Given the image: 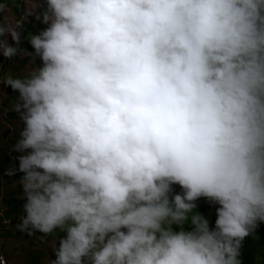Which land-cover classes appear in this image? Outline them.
<instances>
[{"label": "clouds", "instance_id": "9594fccd", "mask_svg": "<svg viewBox=\"0 0 264 264\" xmlns=\"http://www.w3.org/2000/svg\"><path fill=\"white\" fill-rule=\"evenodd\" d=\"M43 8L40 66L3 80L23 125L19 230L63 233L50 264H241L264 222V0ZM32 15L0 22L4 58ZM200 198L212 228L189 216Z\"/></svg>", "mask_w": 264, "mask_h": 264}, {"label": "rangeland", "instance_id": "374dc122", "mask_svg": "<svg viewBox=\"0 0 264 264\" xmlns=\"http://www.w3.org/2000/svg\"><path fill=\"white\" fill-rule=\"evenodd\" d=\"M43 4L46 7V0H7L3 8L5 24L15 25L19 9H24L25 13L27 10L33 9V15L29 16L24 22L35 28L39 27L44 23L36 16L43 13ZM5 39H9V42L12 43L10 36L9 38L5 37ZM17 56L19 61L8 60L0 55V161L4 159L5 154L14 151L12 141L20 134L23 127L20 118L12 119L10 117L17 114L14 111V105L18 102V93L13 92L10 86L3 83V80L9 75L13 78L24 79L39 67L33 61H29L27 64L24 62L23 64L25 59L23 52H19ZM11 167L15 168V163ZM14 192L19 193V197H21L20 181H12L7 172L3 173L0 170V264H29L35 259H38L37 264H50L51 260L55 258L53 250L58 246L63 233L59 229L50 235L40 232L29 234L20 231L17 226L21 223L25 213H11L13 206L7 203L8 194ZM202 199L204 198L196 201L197 206ZM196 213L197 210L194 209L192 213H189V216ZM7 215L12 216L14 223L10 228L2 229L3 217ZM262 223L259 224L262 225ZM256 258H259V256Z\"/></svg>", "mask_w": 264, "mask_h": 264}, {"label": "trees", "instance_id": "16d2710c", "mask_svg": "<svg viewBox=\"0 0 264 264\" xmlns=\"http://www.w3.org/2000/svg\"><path fill=\"white\" fill-rule=\"evenodd\" d=\"M7 2V0H0V5H3ZM24 12V9H22ZM4 11V10H3ZM3 11H0V22L5 24L4 18H3ZM25 13V12H24ZM19 17V13H18ZM47 25L42 24L39 27L35 28L27 23L24 22V27L22 29V41L21 44L18 46L21 51L25 54L24 62L33 61L37 63L39 66L41 64V61L37 57L35 61L32 59L30 52L33 51L31 44L29 43L28 38L31 34H39ZM5 39V37L0 38ZM13 60L19 61L18 56H14L12 58ZM12 119L19 118V114L11 115ZM20 139V134L16 136V138L12 141V144L15 145L17 141ZM19 155V153L13 151L12 153L5 154L4 159L0 161V170L1 172L5 173L9 171V169H13L11 166L15 163V166H17L16 157ZM23 175L22 173H16V175H12L9 177L12 181H20V176ZM175 192H182V189L179 187V185L173 186ZM7 203L10 206H13L11 209V213H18L21 214L24 212V203L25 199L23 198V195L21 194V197H19V193H9L7 198ZM219 207V205L212 203L211 201L207 199L200 200L199 205L197 206L196 210L197 212L201 213L208 221H209V227L212 228L215 226V219H216V208ZM9 218H12V216H8ZM185 230H190V222H187V224L184 226ZM240 256L239 259L241 261V264H264V222L262 225H258L254 233L248 237L245 238L243 241L242 247L240 249ZM259 256V258H256ZM38 259H35L31 261L29 264H37Z\"/></svg>", "mask_w": 264, "mask_h": 264}, {"label": "built area", "instance_id": "2783aa9c", "mask_svg": "<svg viewBox=\"0 0 264 264\" xmlns=\"http://www.w3.org/2000/svg\"><path fill=\"white\" fill-rule=\"evenodd\" d=\"M18 13H19V17L17 18V20H20L25 15V13L20 9H19ZM3 221H4V223H3L2 229L10 228L12 226L13 220L11 218L4 216Z\"/></svg>", "mask_w": 264, "mask_h": 264}]
</instances>
